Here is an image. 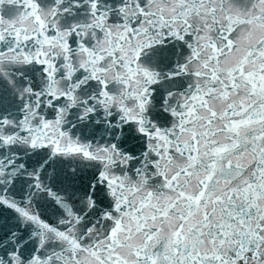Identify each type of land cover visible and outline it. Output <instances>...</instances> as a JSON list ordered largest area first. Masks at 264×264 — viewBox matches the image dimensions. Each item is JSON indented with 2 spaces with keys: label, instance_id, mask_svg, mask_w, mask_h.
<instances>
[{
  "label": "snow or ice",
  "instance_id": "snow-or-ice-1",
  "mask_svg": "<svg viewBox=\"0 0 264 264\" xmlns=\"http://www.w3.org/2000/svg\"><path fill=\"white\" fill-rule=\"evenodd\" d=\"M0 264H264V0H0Z\"/></svg>",
  "mask_w": 264,
  "mask_h": 264
}]
</instances>
